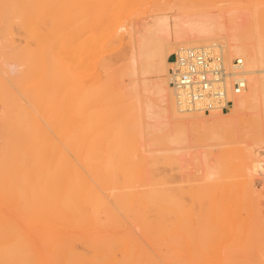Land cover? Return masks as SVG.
I'll use <instances>...</instances> for the list:
<instances>
[{"label":"bare ground","instance_id":"6f19581e","mask_svg":"<svg viewBox=\"0 0 264 264\" xmlns=\"http://www.w3.org/2000/svg\"><path fill=\"white\" fill-rule=\"evenodd\" d=\"M111 3L0 0L6 46L17 60L8 70L2 57L0 70L9 80L21 78L26 97L6 90L0 114L3 264H264L258 256L264 252V230L257 226L264 222L263 209L256 197L258 181H264V155L255 149L264 144V0L217 10L170 4L128 25L118 24L119 1ZM54 23L64 27L59 44L52 37ZM19 28L35 45L17 41ZM125 40L120 58L129 78L114 88L104 77L105 72L112 79L114 66L101 55L110 43ZM187 47L211 48L227 63L243 59L247 87L228 111L179 104L170 70ZM56 48L63 50L69 85L61 95L51 63ZM37 79L41 85L32 88L29 82ZM110 99L132 100L129 130L123 128L124 114L105 123ZM61 110V123L52 122ZM45 114L44 122L39 116ZM197 125L220 131L245 127L254 141L244 149H225L214 165L201 162L195 180L202 182L191 185L187 200L186 190L172 183L160 163H179L178 154L190 155L189 130ZM53 128L78 155L58 148ZM155 133L163 148L151 149L143 140L125 145Z\"/></svg>","mask_w":264,"mask_h":264},{"label":"rangeland","instance_id":"374dc122","mask_svg":"<svg viewBox=\"0 0 264 264\" xmlns=\"http://www.w3.org/2000/svg\"><path fill=\"white\" fill-rule=\"evenodd\" d=\"M106 1H108V0H106ZM118 1H119L118 9L116 11L117 12L116 16H117L118 21H119L118 24H122L125 22L124 24L128 25L131 21L136 22V21L142 20V18L149 17L150 15L154 14V12H156V10H158L159 8H166L170 4L184 3V4L192 6V8H207V9L217 10V8H219L223 4H241L242 6H250L252 0H118ZM113 2H114V0L112 1V3L110 0L111 6L113 5ZM50 28L52 31V37L54 39V43L59 44L60 42H62L63 38H64V27L60 24L54 23L50 26ZM14 34H15V37H16L18 42L22 41L23 43H25L26 41H28L32 45H35V40L32 37L28 36V34L25 32L24 29L19 28V29H17V31L14 32ZM6 37H9V34H8L7 30L5 29V27L3 26L1 19H0V65H1V61H2L1 58L3 57V59L5 58L10 63V66L8 67V70H10L11 66L13 64H15L17 60L15 57L11 56V51H12L11 48L6 46V42H5ZM220 41H223V40H220ZM110 44L108 47L107 46L106 47L109 48L111 46L112 48L107 49V51H106L105 50L106 47H105L102 51L101 56L106 58V59L110 57L109 60L112 61L111 63L114 66L113 67L114 75H111L112 79H109V75L104 72V77H105L106 81L108 80L110 82V80L111 81L113 80L114 82H112V84H113L114 88H118V87H120L118 84L119 82H121L123 80L128 81V78H129L128 75H125L124 72L122 71L123 70V68H122L123 63H122V58H120V53L123 52V50H125L127 47V40L122 41V42H119V41L114 42V44L112 43L111 45ZM104 51H106V52H104ZM106 55H108L109 57H106ZM119 59H120V61H119ZM113 61H114V63H113ZM51 63H52V66L54 67V69H56V74L53 75V80H54V83L56 84L57 88L59 89L60 95H61L64 93V91H66V89L69 86L67 84V82H68L67 79L64 78V73L66 71L65 64H64L65 63V57L63 55V50L61 48L60 49L56 48L53 50L52 55H51ZM22 69H23V72H25V73H27L29 71L27 64H23ZM17 73L18 72H15L12 74H13V76H15V75H17ZM7 76H8L7 73H3L0 70V114L2 113V111L4 109L3 108L4 107L3 95L6 92V90L10 91V93H17L20 97H22L23 100H26L25 94L20 93V90L22 87L21 78H19L18 80H9ZM106 76H107V78H106ZM115 82H116V86L118 85V87L115 86V84H114ZM41 83H42V81L37 79L36 81L31 80L29 82V85L32 88H39ZM109 92L111 93L112 91L109 90ZM121 102L122 103L115 102L113 99L108 100L109 107L105 111L109 114V116L105 118V123L109 124L112 121H114V123H115L116 118H119L121 115L124 114L125 115V121L123 122V128L125 130H129L131 127V122L133 121V117L130 114L131 113L132 100H128V101L122 100ZM63 113H64L63 110L59 111L58 113H54L53 117H52V119H53L52 122H54V123L60 122L61 123V116ZM39 118L44 122L46 120H49L48 116L46 114L43 116H39ZM200 126H202V125L194 126V127L190 128V130H189V133L191 135V140L193 141L192 145L194 146L190 150V152H191L190 155H193L192 157H190V155H188V153L185 155H182V154L179 155L178 154V156H183L181 162L178 163V162H171V161L163 160L160 163L161 170H164V171L167 170L169 173H171L173 179L175 180V182H172V183L180 185L181 187H183V190H186V193H185V191H183V190L182 191L184 192L185 195L187 194L186 195L187 200L190 197L191 185H193L197 182H202L201 180H195L196 178H198L200 176L199 167L205 165L206 163L207 164L211 163V165L216 164L220 158L224 157L223 151L225 149H232V148L244 149L246 147L245 143L248 144V143H252L254 141V136H251L250 132L248 133L249 129H247L245 127H244L245 129L244 128H240V129L236 128L235 130L233 129V131H234L233 132L231 129H229V130L226 129L224 131L223 130L220 131V128L218 130V128L216 129L215 126H208V128L211 127L209 129L205 126H202V128H203L202 129ZM116 127H118V126H112V127L110 126V130H116ZM58 130H59L58 128L57 129L53 128L51 131L53 141L56 143V145H58V148L61 151H65V153L71 157H75L76 155H78L79 153L77 151H75L71 148H68V146L64 145L63 138H62V136L59 135ZM213 131H215L217 134L214 135ZM239 132H240V135H239ZM156 134L158 135V133L151 134L154 137L153 136L151 137L150 135H148V137L146 139L145 138H142V139L138 138V139H134V140L131 139V141L129 139V141L125 145L135 146V144H136L137 146H139V144L141 145V141L143 140V141H146L147 144L150 143L149 147L151 149L163 148L164 145L160 144V143H158V141H156V139H157ZM237 134H238V136H237ZM106 135L107 134H104V137ZM213 135L216 136L217 138L214 137ZM223 135H224V137H223ZM155 136H156V138H155ZM246 136H248V137H246ZM233 137H235V138H233ZM236 144H238V145H236ZM230 145H231V147H230ZM263 146H264V144L263 145L261 144L259 146L256 145L255 149L264 155V149H263L264 147ZM160 153H162L164 155L174 154L172 151H164V152L161 151ZM0 154H1V149H0ZM199 154L201 157L198 156ZM197 157H198L199 163H196L197 160H195V159H197ZM192 158H193V161L191 160V162H192L190 164L191 166H189V168L183 167L185 165V162L187 160L192 159ZM174 159H175V157L173 158V160ZM238 161H239V159H238ZM201 162L203 163V165L200 166L199 164H202ZM204 162H206V163L204 164ZM52 167L56 168V165H54V166L52 165ZM187 169H189V170H187ZM182 172H184V173H182ZM169 184H171V183H169ZM258 185H259L258 188L260 189V192L256 195V197L259 200L258 202H259L260 207L263 209L262 219L264 220V181H258ZM139 188H141V187L140 186H133L132 187L133 190H136ZM184 199H185V197H184ZM244 210L240 211V212H242L241 214H243V215L246 214L248 216V213H246L247 210L245 212H244ZM247 216H246V218H247ZM257 226H258V229L262 230V232H263L264 222L258 223ZM262 242L264 244V240H262L260 242V244ZM258 256L260 258H262V260L264 261V252L259 250ZM244 257L246 260H250L246 256H244ZM0 264H3V252H2V250H0Z\"/></svg>","mask_w":264,"mask_h":264},{"label":"built area","instance_id":"2783aa9c","mask_svg":"<svg viewBox=\"0 0 264 264\" xmlns=\"http://www.w3.org/2000/svg\"><path fill=\"white\" fill-rule=\"evenodd\" d=\"M171 69V82L179 104L187 110H228L247 87L245 63H227L221 52L207 47L182 48Z\"/></svg>","mask_w":264,"mask_h":264}]
</instances>
